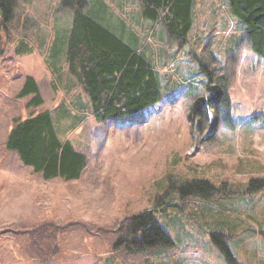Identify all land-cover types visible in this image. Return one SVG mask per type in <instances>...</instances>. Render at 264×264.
Listing matches in <instances>:
<instances>
[{"label":"rangeland","instance_id":"374dc122","mask_svg":"<svg viewBox=\"0 0 264 264\" xmlns=\"http://www.w3.org/2000/svg\"><path fill=\"white\" fill-rule=\"evenodd\" d=\"M103 1L125 33L141 38L164 98L124 117H92L65 58L57 71L47 58L72 10L62 0H17L14 19L0 25V264H230L223 245L238 264H264V186L252 183L264 179V59L227 0H196L186 53L141 16L138 0ZM28 75L40 106L19 97ZM214 85L228 93L230 110L215 107L190 122L194 100ZM42 111L58 138L86 156L79 179L44 180L6 150L15 120ZM192 180L217 191L181 199L172 190ZM148 211L171 244L114 248L132 238L130 217Z\"/></svg>","mask_w":264,"mask_h":264},{"label":"trees","instance_id":"16d2710c","mask_svg":"<svg viewBox=\"0 0 264 264\" xmlns=\"http://www.w3.org/2000/svg\"><path fill=\"white\" fill-rule=\"evenodd\" d=\"M138 2L145 20L159 22L174 42L188 43L196 0ZM227 3L232 15L243 25L252 52L264 59V0H227ZM16 5L17 0H0L1 27L14 19ZM62 5L72 10V22L63 33V42L49 58L51 62L66 59L71 74L88 93L93 117L120 118L161 102L163 85L156 65L141 46L140 38L134 33H125L124 23L108 12L103 0H62ZM200 68L207 73L210 82L207 67L201 64ZM208 91L210 96L194 100L188 114L190 122L215 107L230 110V98L223 87L214 85L208 87ZM27 96L31 97L29 107L43 103L38 84L31 76H26L19 93V97ZM5 148L44 180L56 177L76 180L86 166V156L77 152L69 141L58 138L49 111L15 120ZM252 183L264 186V179H255ZM172 190L180 194L181 199L187 196L210 198L217 188L208 180H192L176 184ZM165 203H158L156 209H161ZM127 230L132 238H120L114 248L126 244L139 251L171 244L170 236L151 211L131 216ZM212 237L216 240L217 235ZM221 250L230 264H238L226 245Z\"/></svg>","mask_w":264,"mask_h":264},{"label":"crops","instance_id":"0c3cea01","mask_svg":"<svg viewBox=\"0 0 264 264\" xmlns=\"http://www.w3.org/2000/svg\"><path fill=\"white\" fill-rule=\"evenodd\" d=\"M117 17V16H116ZM116 17H114L115 19H118V18H116ZM71 20H72V18H71ZM137 38L139 39L140 37H138L137 36ZM139 41L141 42V38L139 39ZM142 43V42H141ZM21 55H31L32 53H27V52H23V53H20ZM47 58H48V60H49V62H50V64H51V66L53 65V67L55 68V71H57L58 69H59V66L57 65V60H54V62H51V59L49 58V56L47 55ZM64 58V57H63ZM63 58H60V59H63ZM66 60V59H65ZM68 70H69V66H68ZM69 74L70 75H72L76 80H77V78L73 75V74H71V72H70V70H69ZM28 76H31V75H28ZM31 77H33V76H31ZM26 78V77H25ZM34 78V77H33ZM36 81V80H35ZM36 83L38 84V82L36 81ZM39 86V85H38ZM86 92V91H85ZM86 95H87V98H88V106L85 108V110H86V112L87 113H89L91 116H92V112H91V107H90V98H89V96H88V93L86 92ZM93 117V116H92Z\"/></svg>","mask_w":264,"mask_h":264},{"label":"water","instance_id":"95a60500","mask_svg":"<svg viewBox=\"0 0 264 264\" xmlns=\"http://www.w3.org/2000/svg\"><path fill=\"white\" fill-rule=\"evenodd\" d=\"M184 50H185V52L188 51V45L185 46Z\"/></svg>","mask_w":264,"mask_h":264}]
</instances>
